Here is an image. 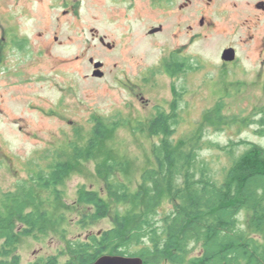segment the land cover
<instances>
[{"label":"rangeland","instance_id":"rangeland-1","mask_svg":"<svg viewBox=\"0 0 264 264\" xmlns=\"http://www.w3.org/2000/svg\"><path fill=\"white\" fill-rule=\"evenodd\" d=\"M34 1L25 2L24 8L33 7ZM263 2L198 0L185 11L172 6L155 12L143 11L147 1L137 0L132 10L129 5H110L102 12L88 7L77 20L42 6L40 11L32 8L30 17L35 19L29 26L28 19L21 20L24 29L32 30L33 46L27 54L7 53L6 64L0 66V192L15 190L39 166L47 168L56 153L72 164L60 187L63 198L54 203L66 223L37 238L23 239L19 247L23 264H47L50 257L64 263L69 259V241L87 240L114 226L118 206L108 196L101 166L122 164L124 169L116 171L115 179L132 194L140 190L142 172L155 165L152 149L157 139L147 128L137 127L158 107L172 113L177 99L174 87L183 92L176 141L202 134L205 142L222 145L241 139L264 144L251 123L264 111V11L258 7ZM9 8L8 0H0V13ZM138 9L154 18L155 27L163 25L162 35L147 38L151 26L143 31L139 25L131 26V20L144 17ZM202 18L206 27L200 25ZM93 28L115 42L116 50L94 39ZM38 31L43 37H35ZM10 33L14 39L16 33ZM229 47L239 51L240 60L222 67L221 53ZM177 50L200 69L180 79L168 76L161 67ZM91 58L106 65L103 78L94 76ZM221 98L225 120L214 125L209 115ZM97 120L121 125L91 159H71L73 146L86 150ZM203 155L221 176L229 162L226 155L216 149H206ZM85 190L96 191L110 202L109 216L82 224L85 215L92 213L79 202ZM171 208L166 202L161 212Z\"/></svg>","mask_w":264,"mask_h":264},{"label":"trees","instance_id":"trees-1","mask_svg":"<svg viewBox=\"0 0 264 264\" xmlns=\"http://www.w3.org/2000/svg\"><path fill=\"white\" fill-rule=\"evenodd\" d=\"M184 64H190V72L200 69L191 59ZM182 65L165 72L174 77L180 68L184 73ZM174 88L172 113L158 107L146 124L137 127L147 128L157 139L152 149L155 165L142 172L140 190L132 194L115 179L122 164L101 166L108 196L118 206L114 226L87 240L69 241V259L61 263L50 257L47 264H93L104 255L140 257L145 264H264V144L241 139L222 145L205 142L202 134L176 141L183 92ZM220 100L209 115L214 125L225 120ZM251 123L257 127L255 134L264 138V111ZM119 125L95 121L86 150L73 146L71 159H91ZM206 149L219 150L228 158L221 176L203 157ZM52 158L47 168L39 166L15 190L0 192V264H23L19 254L23 239L66 223L54 203L63 198L60 187L72 164L57 153ZM79 202L92 210L82 224L110 214V202L96 191H82ZM166 202L172 208L162 213Z\"/></svg>","mask_w":264,"mask_h":264},{"label":"flooded vegetation","instance_id":"flooded-vegetation-1","mask_svg":"<svg viewBox=\"0 0 264 264\" xmlns=\"http://www.w3.org/2000/svg\"><path fill=\"white\" fill-rule=\"evenodd\" d=\"M27 1L28 0H8V5H10L8 12L0 13V33H1L0 66H4L6 64L5 63L7 60L6 54L9 52L16 51V53H19V54H27L30 52V49L32 48L31 46H33V40H32V34H31L32 30H30L28 27L24 29V27L20 23H21V20L25 17L26 20L27 19L29 20L26 26L30 25L31 20L33 21L35 19L34 17H30L31 11L33 9L40 11L41 7L43 6L44 8L47 7L48 10H51V11L53 10L57 12L61 11L62 12L61 16H64L67 18L74 17V19L77 20L78 19L77 17L79 16V14L82 12H85L88 7L89 9H97L98 12H102V11H107L110 5H115V6L129 5L130 10L136 9V6H137V3H136L137 0H36L33 2V7L28 6L25 9L24 5H25V2ZM146 1L148 4L145 3V5L143 6V11H148V9L151 8L152 10L157 12L159 7L168 10L172 6H175L179 11H185L184 10L185 7H189L191 3L198 1V0H146ZM207 1L211 2L212 0H207ZM39 4L41 5L39 6ZM258 7L262 8L264 11L263 4ZM138 11L140 12L139 14H143L144 17L143 18L138 17L137 19L131 20V26L139 25V27H141L139 29L140 31H143V28L146 25L151 26L147 28L148 30L146 29L147 38L156 39L158 36L162 35V33L164 32L163 25H161L159 28L155 27L157 24H154L155 20L153 17L148 16L147 13H144V12L142 13L140 9H138ZM155 12H154V15H156ZM107 15L108 14H105V16ZM61 16L57 18L58 21L60 20ZM143 21L147 23L143 25ZM23 23H25V20ZM35 23H37V20ZM200 25L201 27H206L205 18L200 19ZM73 26L74 24L72 25V27ZM69 28L71 27L69 26ZM10 32L16 33V36H14L15 37L14 39H11L9 37L11 34ZM92 32H93L94 39L98 40L103 47L109 49L110 51L116 50V47H117L116 43L109 42L108 37L106 35H102L101 33L98 32V29H95V28L92 29ZM43 35L44 34L42 32L38 31V34H35V37L41 38L43 37ZM55 40L58 41V36ZM227 49H235L236 59L234 61H225L222 59L223 53ZM179 51L178 50L173 51L166 57V63L162 65L161 70L165 72L166 68L168 69L172 68L173 65H177L178 67H180L183 64V62L187 61V59L190 60L189 57H185L181 54H178ZM220 58H221V66L227 67L234 62H238L240 60V54L236 48L229 47V48H225L222 51ZM92 59L94 60L93 63L91 62ZM98 62H101V61H97L94 58L90 59V63L92 64V66H94V69H95L96 63ZM101 63L103 64V66L101 67V69H97V71H101L105 75L104 69L106 65L103 62ZM189 65L190 64L182 65L181 68H183V71H185L184 73H180L179 72L180 68H178L176 70V72L178 73L174 77L170 76L166 72L165 73L174 79H180L181 77L186 76L188 73H190ZM151 117L149 118V120L151 119ZM146 122L147 121H142L139 124H143V123L146 124Z\"/></svg>","mask_w":264,"mask_h":264},{"label":"water","instance_id":"water-1","mask_svg":"<svg viewBox=\"0 0 264 264\" xmlns=\"http://www.w3.org/2000/svg\"><path fill=\"white\" fill-rule=\"evenodd\" d=\"M262 4L264 6V3ZM222 59L225 61H234L236 59L235 49L225 50ZM91 62L93 63L94 60L92 59ZM102 66L103 64L101 62L96 63L95 65L96 71L94 72L95 77L97 78L103 77L104 74L101 71H97V69H101ZM93 264H145V263L140 257L104 255Z\"/></svg>","mask_w":264,"mask_h":264}]
</instances>
